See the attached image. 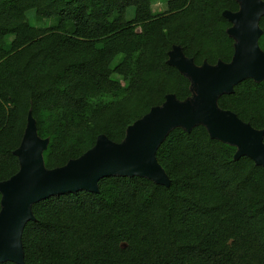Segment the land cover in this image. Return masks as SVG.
Returning a JSON list of instances; mask_svg holds the SVG:
<instances>
[{
    "label": "trees",
    "instance_id": "1",
    "mask_svg": "<svg viewBox=\"0 0 264 264\" xmlns=\"http://www.w3.org/2000/svg\"><path fill=\"white\" fill-rule=\"evenodd\" d=\"M31 10L56 24L32 26ZM225 11L240 5L170 0L157 14L152 0H0V183L20 170L15 151L30 113L50 141L44 160L52 170L101 135L122 143L168 95L192 98L169 53L179 46L198 67L231 63ZM260 28L264 51V16ZM218 105L264 130V82L246 79ZM236 153L204 126L174 129L157 152L170 187L110 177L99 193L35 204L22 238L25 264H264V168Z\"/></svg>",
    "mask_w": 264,
    "mask_h": 264
},
{
    "label": "water",
    "instance_id": "2",
    "mask_svg": "<svg viewBox=\"0 0 264 264\" xmlns=\"http://www.w3.org/2000/svg\"><path fill=\"white\" fill-rule=\"evenodd\" d=\"M236 1L239 12L223 13L232 23L228 30L235 41L232 62H219L215 66L204 63L198 67L181 47H173L168 64L190 80L193 97L180 102L175 95H168L162 106L152 108L128 127L122 143L101 135L96 145L81 157L49 170L44 152L50 141L39 137L36 121L29 114L23 141L15 151L20 170L0 183V264H25L23 233L30 221H36L33 206L41 201L80 191L99 193V182L110 177H140L170 187L171 181L157 160V152L176 128L190 133L193 128L204 126L212 139L237 147L235 160L248 157L264 168V130L254 129L218 105L222 96L233 94L244 80L264 82V51L259 46L264 1Z\"/></svg>",
    "mask_w": 264,
    "mask_h": 264
},
{
    "label": "rangeland",
    "instance_id": "3",
    "mask_svg": "<svg viewBox=\"0 0 264 264\" xmlns=\"http://www.w3.org/2000/svg\"><path fill=\"white\" fill-rule=\"evenodd\" d=\"M170 0H152V4H153V10L155 13L159 14L162 12H165L167 10V2ZM135 14V9L134 8H130L128 10V19H132L134 17ZM27 19L28 22L37 28H49L51 26H53L54 24H56V18H40L36 15V12L34 10H31L27 13ZM10 40L12 39V37H8ZM117 77V76H115Z\"/></svg>",
    "mask_w": 264,
    "mask_h": 264
}]
</instances>
